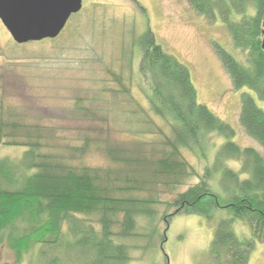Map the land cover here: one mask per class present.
<instances>
[{
    "label": "trees",
    "instance_id": "trees-1",
    "mask_svg": "<svg viewBox=\"0 0 264 264\" xmlns=\"http://www.w3.org/2000/svg\"><path fill=\"white\" fill-rule=\"evenodd\" d=\"M187 2L208 20H220L243 52L239 60L214 43L233 88L248 89L241 94L239 123L264 150V107L257 102H264V0ZM140 39L138 73L146 84L140 90L147 107L134 98L123 75L109 69L119 88L108 90L112 97L124 94L119 109L135 141L107 140V165L73 162L89 149L88 135L57 151L38 124L0 117V144L25 147L19 158L0 157V242L17 262L33 253L37 264H128L130 251L141 246L128 240L146 235L138 231L141 219L150 225V239L159 218L166 226L181 211L210 218L215 207L231 213L214 228L209 253L215 264H247L254 240L264 243V153L238 145L230 124L198 102L189 68L156 42L149 27ZM125 54L132 69L133 47ZM76 109L96 117L80 99ZM218 135L226 140L211 156ZM186 153L211 162L200 174ZM230 160L240 163L238 170L228 166ZM235 219L250 225V238L235 234Z\"/></svg>",
    "mask_w": 264,
    "mask_h": 264
},
{
    "label": "rangeland",
    "instance_id": "rangeland-1",
    "mask_svg": "<svg viewBox=\"0 0 264 264\" xmlns=\"http://www.w3.org/2000/svg\"><path fill=\"white\" fill-rule=\"evenodd\" d=\"M147 27L165 51L189 68L198 102L230 124L238 145L252 146L263 154L260 144L239 123L241 94L248 89L233 88L214 43L239 60L243 52L234 47L220 20H208L195 12L187 0H82L81 9L69 17L58 36L25 43H16L0 20V117L4 121L38 124L45 142L57 151H67L65 146L78 145L88 135L89 149L73 162L107 165L109 159L103 150L107 140L128 144L135 141L119 109L124 94L118 92L112 97L108 90L119 88L109 69L122 74L134 98L147 107L140 90L146 84L138 73L140 36ZM132 47L135 55L131 69L125 53ZM77 99L96 117L77 111ZM257 102L264 107V102ZM225 140L223 136L216 137L211 156ZM24 150L25 147L0 144V157L19 158ZM186 157L200 174L211 162L198 160L190 153ZM228 166L238 170L240 163L230 160ZM215 177L221 179L220 173ZM162 196L170 199L173 195ZM159 209L162 211L163 206ZM230 217L225 207L213 208L210 218L181 211L169 217L167 226L157 219L150 239V225L141 219L143 226L138 231L146 235L128 241L149 245L131 250L128 264H215L209 253L214 228L220 219ZM89 220L95 222V217ZM232 229L239 238L251 237L250 225L240 219L233 220ZM32 254H24L17 262L14 251L6 242H0V264H37ZM247 264H264L263 242L254 240Z\"/></svg>",
    "mask_w": 264,
    "mask_h": 264
},
{
    "label": "water",
    "instance_id": "water-1",
    "mask_svg": "<svg viewBox=\"0 0 264 264\" xmlns=\"http://www.w3.org/2000/svg\"><path fill=\"white\" fill-rule=\"evenodd\" d=\"M82 0H0V20L16 43L55 38ZM264 50V17L262 22Z\"/></svg>",
    "mask_w": 264,
    "mask_h": 264
}]
</instances>
